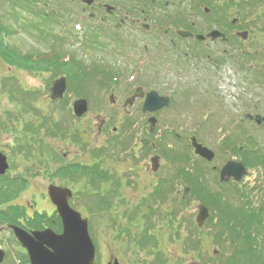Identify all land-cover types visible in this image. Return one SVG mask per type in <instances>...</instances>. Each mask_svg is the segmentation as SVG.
Wrapping results in <instances>:
<instances>
[{"label": "rangeland", "instance_id": "374dc122", "mask_svg": "<svg viewBox=\"0 0 264 264\" xmlns=\"http://www.w3.org/2000/svg\"><path fill=\"white\" fill-rule=\"evenodd\" d=\"M74 1L75 0H42L39 4L34 5L32 4V0H28L25 9L23 7L17 9L16 6L14 7L15 10L13 11V15L16 16V19L12 20L8 15L9 17L8 20H6V25L9 28V32L5 35V42L8 47L12 49L13 53L8 56L9 62L6 61L4 63V60L0 57V120L6 121V116L4 115L9 113L15 118L20 119V123L15 120L10 121L16 126L17 133L9 134L8 132H2L0 134V154L3 157H5V153L10 151L8 144L14 143L15 136L23 133L21 129H23L26 124H32L36 121L33 112L24 113L22 107L18 104L20 99V96H18L19 91L15 92L11 87L9 91H12V94L3 93V81L7 80V76L13 75L17 79L16 81L21 85V87H19L20 90L28 92L37 89L39 91V94L34 96L29 104L33 111L40 113L38 121H40L41 124L42 116L50 115L58 109V105L60 104L58 101L57 103H52L48 99L46 84L49 83V87L51 86L52 80L50 74L48 71H45L44 65H29L25 67L20 66L19 64L22 63L17 62H21L20 58L22 56L28 57L32 53L48 56L55 51V47L59 53L65 52L68 56L73 54L77 61L84 65L95 63L96 66H101L100 68H104L112 73L123 72L121 78L120 76L117 78L122 80L115 86V91L108 88L99 90L91 89L90 87L87 89L86 94L89 97L87 99L88 113L81 123L82 126H85L87 123L88 125L97 124L100 119L109 118L110 121L111 118H114L115 120L112 121L113 124L119 121L116 123L117 131L115 133L118 139H123L128 135L130 136V140L139 139L140 132L136 130L134 125L126 131L123 130L124 128H121L122 121H133L134 118H136V113L130 114V112L136 110V107L131 108L129 104H126L128 106H126V108L124 107L125 110L120 114L123 115L120 119H118L117 114L118 111L123 110L122 107L125 101L128 100L131 95L128 92L129 89L136 87L139 81L141 85L146 88V91L147 89H153L159 95H166L172 99L169 108L162 110L159 112L158 116H156V125L160 131L153 142L156 143L157 140L158 143L159 136L163 132L162 128L167 127L166 122L170 120L174 122L173 125H170L172 130L170 131L177 132L180 139L174 141L170 136H166L165 142L168 148L176 152L183 151L190 135L195 136L204 146L212 151L218 150L221 139L226 134L224 131L217 130V124L228 125V119H224V117H227L229 114L235 118H239L243 114H250L253 116L258 114L261 116V119H264V88L249 86L248 78H245V76L248 75V71L240 70V66L237 65V61L244 63L243 66H241L242 69H244L248 67V64H258L259 61H262L259 58L256 61L252 59L249 61L241 59V57L244 56V54H242L243 52L259 53L260 50L261 52L264 51V44H262L264 43V38L261 35L253 34L250 36L252 38L249 37L248 39L246 38V40H241L243 44H240V47L236 49H228L227 46L217 41H214V43L207 41V43L210 44L208 50L212 53L208 58L200 56L196 59L191 55H180L174 51L167 52L165 54L166 62L159 60L154 66L148 68L146 66V61H143L141 55H143V47L150 46V44L144 41L143 38H128V36H124L122 40H124L126 44L122 43V45H116L112 42L110 37L100 36L96 38L95 46L91 43L83 46L79 38L81 35L79 31L81 30L75 29L71 22L61 26H51L48 22H44L41 19L39 20V18L35 16L37 10L48 9L50 7L55 9L57 15L60 16L61 19V16H68L67 9ZM233 10L234 11L231 12L232 18H236L240 22H248V11L243 9V11H241L239 8ZM37 24L42 25L40 28L43 31L42 35L38 30H35V27H32ZM70 34L78 38L73 44L71 41H67V37H69ZM57 36L64 39L59 40ZM225 49H227L226 52ZM227 52H229L228 54L230 57L227 55ZM152 53L154 54V51H152ZM215 55L227 58L226 62L218 71L216 68H213L210 63L208 64L209 61L211 62V60L215 58ZM178 58L180 59L179 64L171 63L172 60L176 62ZM56 77L55 79H58ZM16 81L13 80V82ZM131 82H134L135 85L133 86ZM111 92L115 96L114 104L108 102V96ZM13 97L16 98L14 99L16 101H12ZM70 97L74 96L68 95V100L71 99ZM75 98L76 97H74V99ZM54 113L55 116L58 115L57 112ZM20 114L21 116L19 117ZM97 116L99 120H96ZM24 117L25 120L23 119ZM36 118L38 119V116ZM256 125L257 124L249 122L248 120L243 121V126L245 128L257 127ZM96 133V130L92 131L91 136H95ZM42 137H44V135H42ZM62 142L63 140L61 139L54 140L55 147L57 148L60 144L63 145ZM64 146H66V144ZM162 147L163 146H161V148ZM73 148H76V146L72 143L66 147V149ZM81 159L82 157L78 158L77 161ZM222 163L223 159L219 158L217 155L212 163L201 164V162H199V165L208 172V180L210 182L207 184V187L212 193L220 188L213 182L214 171H212V167L221 166ZM110 168L116 175L119 174V170L121 169V167L112 163H110ZM257 170H250L249 175L243 181L248 184L260 178L262 172ZM141 183L143 185L145 181ZM49 184V179L45 177L44 190L46 193ZM55 184L57 186H65L74 192L83 191V186L81 185L75 186L72 183L65 185L58 180ZM137 192L139 191L137 190L133 193L127 192V200L134 201L137 197ZM181 195L182 187L178 185L175 194L171 197L170 206L167 208L168 210L173 212L180 206L178 201ZM83 201L79 198L73 201L74 207L76 209L78 208L77 210L79 212L85 209V207H88V203L85 202V200ZM198 204V202H191L188 206L189 208L182 209L178 216L177 225L180 223L179 232L182 233V239H184L183 234L185 235L184 237H187L189 233L187 228L192 229L189 224L185 223V220L195 219V215L198 212L196 210ZM43 207L47 210L50 209V207L47 206V202ZM81 213L83 214V212ZM99 219V217L93 218L92 223L94 226L93 233H95V238L97 236L96 240L99 250L96 260H98L99 264H103V261L105 263L107 260L105 258L109 257V254H112V258H116L121 264H142L144 259H151V256L146 252L138 251L136 255L131 254L130 256L124 254L123 251L126 245L118 244L113 236L114 229H104L101 224H98ZM126 226L133 229L130 235H137L139 233V228H135L132 225ZM199 232L200 235L198 237L203 240L199 254H196V251L184 253V247L181 245L182 240L178 239V243L173 244L169 240L167 232H164V229H157L153 233L160 241L161 251L172 260L173 264H176V261H179V263L203 264L206 258L211 255L212 250L218 247L215 246L214 240L211 234H209L208 227L203 226ZM90 236L92 239L94 238L93 235Z\"/></svg>", "mask_w": 264, "mask_h": 264}, {"label": "flooded vegetation", "instance_id": "af4514ba", "mask_svg": "<svg viewBox=\"0 0 264 264\" xmlns=\"http://www.w3.org/2000/svg\"><path fill=\"white\" fill-rule=\"evenodd\" d=\"M203 1L194 0L190 17L181 15L183 0H94L91 6H86L75 0L70 6L69 15L72 25L75 29L81 30L79 33L83 38L110 37L116 45L124 44V40H122L124 36L143 38L150 46L143 47L141 57H143V61H146L147 67H152L157 60L162 59L163 62H166L167 46H174L176 52L181 55L190 54L189 51L193 53L197 47L188 48L187 46L198 42L196 35H206L212 29L219 30L224 34L227 40L225 44L228 45V48L231 47L234 37L240 40L237 33L244 30L243 26L238 24L229 13L233 10L237 0H214L213 19L208 22L198 21L200 12L208 14L210 11L209 8H207L208 11L202 9ZM226 7H228L226 10H229L228 14H221ZM248 23L251 27L253 23L260 24L254 28V32L255 35H261L264 38V26H262L264 24V0H248ZM181 32L191 33V36L184 38L180 35ZM216 41L222 42L220 38ZM201 44L207 45V40ZM179 58L173 64H179ZM254 69L255 65L248 64V79L257 77L258 73ZM7 77L11 78L12 76ZM140 87L142 88L141 95L134 98L133 92L125 101L123 110L117 112L118 119H120L123 116L120 114L125 110L124 107L128 106L126 104H129L131 108L136 107V110L130 114L136 113L133 123L136 130L140 132L137 142L127 145L120 144L112 133L113 129H117L115 125L119 121L113 124L114 118H111L110 121L109 118L99 120L97 116L96 120H99L97 124L88 125L87 123L82 126L83 119H80L79 123L75 121L81 125L74 130L79 132L81 141L87 145L84 150L80 143L76 144L67 140L62 142L63 145L60 144L55 148L57 153L62 156L61 162L57 158L52 163L53 170L56 172L61 163L77 165L86 161V166L90 168V171L95 164H99V167L102 168L106 177L97 186L91 183L93 187L88 185V188L90 194L101 195L102 206L96 210L101 212L102 221L100 224L106 230H111L118 225L134 227L143 225L149 228L150 223L157 217L153 212L155 211L156 197H165L166 200L170 194L168 161L160 158L156 169L150 165L151 159L155 155L159 157L160 155L152 141V135L155 132L154 130L151 132L147 121L151 115L142 111L144 97L148 91L144 86ZM108 102L110 103L109 99ZM114 102L115 96L113 95L112 104ZM154 116L156 117L155 114ZM254 118L255 116L248 117V121L255 123ZM229 129L220 127L217 130L227 132ZM91 130L97 131L93 137ZM254 130H259V128H248V131ZM145 139H147V143L142 145L141 142ZM258 141L262 143L255 146L264 150V139ZM71 142L77 149H66ZM249 142L248 146L251 147L255 140ZM65 144L66 146H64ZM8 145L9 148L17 146L15 144ZM187 146L189 151L186 153L193 160L200 159L194 155L193 148L188 141ZM244 155L248 157L255 154L247 149ZM218 156L221 159L226 156L235 158V154L230 151L228 146L224 150H218ZM261 156L264 157V151ZM5 157L8 168L4 174H0V251L4 252L3 257L0 255V264H3L4 261L30 264L31 259L27 250L18 243L14 236V227L32 235L34 231H43L49 228L45 225L46 220L52 224H58L60 219L44 190L46 174L43 153L39 149L29 151L25 145L22 152L10 150L5 153ZM81 157L82 159L77 161ZM110 163L121 167L118 175L113 173ZM57 180L59 181L55 177L53 183L55 184ZM262 180L261 197L264 207V178ZM142 181H145L143 185ZM250 184L253 185L254 182ZM157 188L160 189V192L157 191ZM137 190L139 192L136 193V199L128 201L126 193H133ZM46 202L50 207L48 210L43 207ZM169 203V200H166V208H162L161 214L157 217L163 223V227L169 219L166 215L167 212H171L167 209L170 206ZM123 253L129 256L126 248ZM112 257V254H109V257L105 258L107 260L104 264H111L114 260Z\"/></svg>", "mask_w": 264, "mask_h": 264}, {"label": "trees", "instance_id": "16d2710c", "mask_svg": "<svg viewBox=\"0 0 264 264\" xmlns=\"http://www.w3.org/2000/svg\"><path fill=\"white\" fill-rule=\"evenodd\" d=\"M240 1L241 3L238 4V8L241 11H248V0ZM6 5L11 6L12 9V12L11 14H9V16L12 19H16V16L13 15V11L15 10L14 7L16 6V9L21 7L25 9L26 1L0 0V9L4 10ZM6 14L3 13L0 16V56L4 60V62L8 61V56L13 53L12 49L8 47L7 43L5 42V35H7L9 32V28L6 25ZM48 22L50 23V21ZM34 27L35 30H38L41 35L43 34V31L40 29L41 25L37 24ZM246 56H248V59H254L255 61L257 60L256 57L258 56L262 58V60H264V54L262 53L260 55H257V53L246 54ZM61 58H63L62 54L53 52L51 55H45L42 58V61L35 62L34 65H44L45 71L49 72L51 80L56 76H66V80L68 83V93H72L75 95H84L83 90L89 86H92L90 85V83L94 81L95 76L99 75L100 73L103 75L101 79L107 78L109 80H113V78L118 75V73L116 72L112 73L108 70L101 69L100 67H95L93 68V70L86 72L85 68L77 63L73 58H70L67 62H63ZM20 60L21 62H17L22 63L19 64L20 66H33V63L30 62L29 57L22 56ZM258 80H263L261 82H264V74L259 76ZM2 87L4 91V84L2 85ZM95 87L97 89H102L104 85L101 83H98L97 85L96 83ZM46 88L48 91L49 83L46 84ZM8 93L12 94V91H8ZM28 95V92L24 90L20 91L18 93V96H20V102L18 101V104L22 107L24 113H36V111L32 110L29 104L31 100L28 99ZM14 99L16 98L13 97V100ZM60 104L65 105V101L60 102ZM62 110H64L63 106H59L58 109H56V111L54 112L58 113L62 112ZM54 112L50 115L48 114L42 116V122L41 124L38 123L37 127H35L31 123H28L24 126V133H22V135H18L17 139L15 140V143L17 145H20L19 150L23 149V146L25 145L27 146V149L29 151H37V149H39L40 152L43 153L46 173H51V175H49L51 179H54L56 177L61 181H65L66 183H73L75 186L81 185L84 188H87V186L91 185V183H93V185L97 184L98 180L100 179H97L96 176H98L99 173L96 170L94 171V169L90 171V168H88L85 164L64 165L63 163H61L58 171L56 172L55 170V172L53 173L52 163L54 162V160L59 158V161H62V156L57 153L54 147V140L64 139L69 141L70 139L76 144L79 143V132H72L70 131L69 127L61 124V121L55 119ZM19 116H21V114ZM9 118L14 117L10 114ZM40 128L43 129L44 135L41 140L39 139ZM12 131L13 133H17L14 127ZM242 132L236 134V136H234V139L229 141L235 145L234 151L236 153L243 152L241 161L247 168H259L258 165H261L264 170V158L258 157L259 155L255 154V160H252L249 156L246 157L244 155V153L246 152L244 148H237V144H245L248 142V136L246 135V137H242ZM23 143L24 145L22 146L21 144ZM37 143L40 144V148H38ZM34 146L37 147H35L34 149ZM168 151L170 152L168 154V157L169 159H172L174 166L172 171V179L177 180L179 183H182V185L188 186L190 188L188 196L183 202H180V205L184 206L191 200H199L209 208L211 213L209 223L213 228L212 237L216 245L219 247V254L215 257L209 256L204 264H264L263 201L261 200L260 204L258 206H255L251 202L249 193L236 188L232 190L234 194L229 193V191H226L224 188H222L223 190L221 191L216 190L214 193H212V191H210L207 187V180L204 173L201 172V168L199 166L195 170L194 174L190 171L187 172L188 176L186 177L184 168V164L186 163V161L182 159V155L179 152H174L171 149H168ZM256 163L258 165H255ZM200 175L204 178L203 182H201L199 179ZM93 185H91V187H93ZM233 201H236V203L233 204ZM173 216L174 220H172L170 226L171 238L182 240L181 245L184 247V253H189V251H196L199 254L201 249L199 238H195L194 240H192L191 235L193 234V230L190 229L187 238L182 239V233L179 232V227H175V214ZM46 224H48V226H52V228L56 229L57 231L60 230V225L54 226L47 222ZM193 229L195 230V232L197 231L195 226ZM140 237V248L142 250L145 248L148 249L149 246H146L143 243V241L148 239L146 232L141 233ZM153 239H156L155 235L149 236V240ZM156 248L157 246L154 245L153 249ZM160 254L161 253L159 252L154 253L155 263L164 264L165 260H162L159 257Z\"/></svg>", "mask_w": 264, "mask_h": 264}, {"label": "water", "instance_id": "95a60500", "mask_svg": "<svg viewBox=\"0 0 264 264\" xmlns=\"http://www.w3.org/2000/svg\"><path fill=\"white\" fill-rule=\"evenodd\" d=\"M90 4L92 0H82ZM187 35V34H184ZM218 32L213 31L208 36L214 39ZM247 33H240L239 36L246 38ZM199 40L204 38L198 37ZM66 90V80L64 77L56 79L50 88V99H61ZM140 92L137 90L136 94ZM169 104L168 97H158L155 92L146 95L143 105V111L155 112ZM87 110V103L84 99H79L73 103V111L77 117L82 116ZM258 119V118H256ZM149 122L153 126L154 118ZM144 141L143 143H145ZM195 154L211 161L213 153L207 148L196 143L195 139L191 140ZM156 158L152 160L155 168ZM5 157L0 154V173L6 169ZM246 171L241 163H227L220 174L221 179L224 177H233L235 181H240ZM187 189L185 190V192ZM48 196L61 220L62 231L55 233L50 229L42 232H33V237L27 235L21 230L14 229L15 236L23 248H25L31 259L30 264H93L95 249L90 239L87 227V220L69 206L71 192L67 188L49 186ZM208 217V211L204 206L199 207L196 221L199 226L203 224ZM217 252L215 251L214 254ZM114 264H118L114 261Z\"/></svg>", "mask_w": 264, "mask_h": 264}]
</instances>
